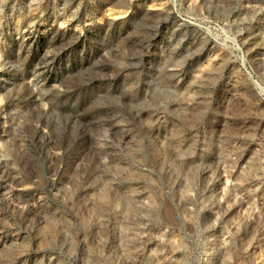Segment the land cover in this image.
<instances>
[{
    "label": "rangeland",
    "instance_id": "obj_1",
    "mask_svg": "<svg viewBox=\"0 0 264 264\" xmlns=\"http://www.w3.org/2000/svg\"><path fill=\"white\" fill-rule=\"evenodd\" d=\"M0 264H264V0H0Z\"/></svg>",
    "mask_w": 264,
    "mask_h": 264
}]
</instances>
